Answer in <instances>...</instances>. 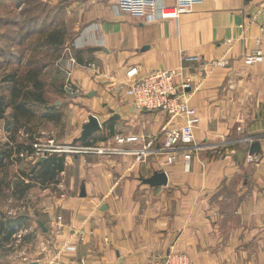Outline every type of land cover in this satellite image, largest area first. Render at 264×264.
I'll return each mask as SVG.
<instances>
[{"label":"crops","instance_id":"1","mask_svg":"<svg viewBox=\"0 0 264 264\" xmlns=\"http://www.w3.org/2000/svg\"><path fill=\"white\" fill-rule=\"evenodd\" d=\"M50 1L74 5L73 44L83 52L80 62L95 68L80 64L75 75L81 94L70 105L81 120L72 143L95 114L102 129L77 144L127 152L60 154L50 176L41 174L44 205L36 221L48 240L29 263L141 264L177 251L191 264H264V61L244 64L256 46L264 0H196L176 17L154 21L117 10V0ZM215 60L227 65L214 67ZM133 67L139 77L183 68L179 85L192 78L187 93L201 120L189 161L180 149L178 160H168L169 115L133 104ZM132 135L139 139H116ZM254 141L261 150L249 162ZM155 171L167 173V185L142 181ZM56 216L63 219L58 230Z\"/></svg>","mask_w":264,"mask_h":264},{"label":"rangeland","instance_id":"2","mask_svg":"<svg viewBox=\"0 0 264 264\" xmlns=\"http://www.w3.org/2000/svg\"><path fill=\"white\" fill-rule=\"evenodd\" d=\"M2 1L0 95H10V85L1 82L5 74L15 71L22 74L25 69L43 66L46 62L48 65L42 69L40 77L45 84L47 105L56 108L55 118L48 120L43 117L50 114L45 106L34 107L35 118L31 122L32 127L20 128L16 141L11 138L12 132L6 129L7 122L0 121L5 130L4 135L0 136V147L3 150L10 149L0 161V210L7 218H21L23 221L15 226L13 234L7 241L2 240L0 235V264H27L30 259L36 258L37 250L40 246L42 248L46 245L48 240L43 234L45 229L36 221L38 217L40 219V210L44 205L42 189L45 185L40 184L44 170L39 171L37 166L39 159L33 157L31 154L33 151L29 148L37 140H53L59 145L72 143V136L79 130L81 120L70 105L74 102L73 97L80 91L75 75L80 64L92 71L95 68L91 62H80L77 56L79 50L73 41L78 33V19L75 7L70 1L57 3L50 0ZM55 28L66 31L65 43L59 48L58 53H55V49L39 45L44 36ZM82 53L80 56H83ZM33 60H38V64H33ZM12 113L13 109L8 108L6 115L10 116ZM58 116H62V119L59 120ZM31 136L36 140H31ZM19 142L23 148H18ZM53 187V190L59 188L56 185ZM1 219L0 215V221ZM54 222L53 226L58 230L63 219L58 216Z\"/></svg>","mask_w":264,"mask_h":264},{"label":"built area","instance_id":"3","mask_svg":"<svg viewBox=\"0 0 264 264\" xmlns=\"http://www.w3.org/2000/svg\"><path fill=\"white\" fill-rule=\"evenodd\" d=\"M196 0H175L174 4L166 0H117V10L130 13L133 16L142 17L149 21L157 19L176 17L179 13L194 4ZM261 22L260 33L255 37L256 46L245 54L244 64H252L264 61V3L260 8ZM226 60H215L214 67H225ZM183 68H159L147 75L139 77L137 67L127 71L128 93L133 104L138 110H157L169 115L171 127L165 132L164 149L169 152L170 163L179 159L178 150L184 152L183 159L189 161L192 157V146L194 144V129L200 123V116L191 108L187 89L192 87V78L185 77L184 82L179 85L177 77L183 75ZM78 91V89H75ZM80 91L77 92V96ZM175 124V125H174ZM118 142L137 141V136H116ZM36 140V139H35ZM34 140V141H35ZM32 155L38 159L51 156L54 153L65 155H79L96 153L100 155H114L127 152L121 147L111 144L97 145L95 142L89 144H55L53 140H37L32 144ZM248 161L256 159L253 154H248ZM50 264H67L59 259ZM140 264V263H137ZM141 264H191L190 257L182 252L171 251L159 261Z\"/></svg>","mask_w":264,"mask_h":264},{"label":"trees","instance_id":"4","mask_svg":"<svg viewBox=\"0 0 264 264\" xmlns=\"http://www.w3.org/2000/svg\"><path fill=\"white\" fill-rule=\"evenodd\" d=\"M2 2L3 1L0 0V5H3ZM27 29H29V27ZM65 34L66 31L64 29L55 28L44 36L39 45L49 49L51 48L52 50L55 49V53H58L59 48L65 43ZM20 37L21 35L19 34L18 38ZM81 53L82 51H79V54H77L79 59H81ZM37 61L33 60V64H38ZM46 65L48 64L45 62L43 66L37 65L36 67L34 66L33 68L25 69L22 74H20L18 71L9 72L1 79L2 83L10 85V95H0V118L7 122V129L12 132L11 138L13 141H16L17 132L20 128L32 127L31 122L35 118L34 107L45 106L46 110L49 111L50 114H45L43 117L48 120L55 118L54 111L56 108L54 106L49 107L47 105L48 103L46 99L45 84L40 77L42 69ZM10 107L13 109V113L10 116H7L6 111ZM58 119H62V116H58ZM30 138L31 140H34L33 136ZM105 138L103 137L100 139ZM17 146L18 148L24 147L22 144H20V142L17 144ZM29 150L31 151L32 147H30ZM9 151V148L3 150V148L0 147V156L2 155V157H4V155H6ZM59 157L60 154L54 153L46 159L38 162V165H41L44 173L48 174L50 172V166L55 164ZM53 174H56V172L53 171ZM0 215L2 216L0 221V235H2V240L7 241V239H10L11 234H13L15 226L18 223H21V218H7L4 216V214L2 215L1 210Z\"/></svg>","mask_w":264,"mask_h":264},{"label":"water","instance_id":"5","mask_svg":"<svg viewBox=\"0 0 264 264\" xmlns=\"http://www.w3.org/2000/svg\"><path fill=\"white\" fill-rule=\"evenodd\" d=\"M102 129V124L95 114H91L89 116L88 121L83 125L82 134L78 138H76L73 143L77 144L78 142H85L89 137H91L94 133ZM261 150V142L254 141L251 144L250 153L254 154ZM46 159V157L41 158V160ZM142 181L145 184H149L150 186H163L168 184V175L165 171H155L154 174L150 178H142ZM85 196V192L82 194ZM28 264H39L38 261L31 262Z\"/></svg>","mask_w":264,"mask_h":264}]
</instances>
